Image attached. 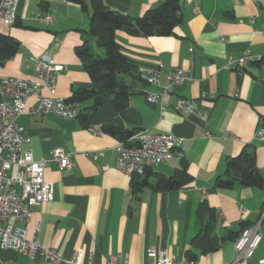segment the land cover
<instances>
[{
    "label": "crops",
    "instance_id": "crops-1",
    "mask_svg": "<svg viewBox=\"0 0 264 264\" xmlns=\"http://www.w3.org/2000/svg\"><path fill=\"white\" fill-rule=\"evenodd\" d=\"M104 2L134 18L161 4V0ZM87 3L84 11L65 0H19V25L7 26L0 20V33L21 43L19 53L0 66V80L19 78L37 83L44 96H52L37 69V61L48 56L63 67L55 97L69 99L76 88H94L76 54L86 41L102 52L89 35L93 10L90 0ZM181 3L182 23L171 36L118 32L117 42L138 72L151 68L161 72L159 86L127 78L133 93L126 110L116 112L110 101L100 96L102 105L96 111L89 109V116L66 120L51 113L33 114L37 98L32 97L18 120L30 139L23 149L31 151L36 160L48 162L45 179L54 185L53 199L32 208L29 236L38 238L42 246L62 258L80 253L84 263L108 264L110 256L120 255L123 264H147V250L156 248L191 264H233V241L206 255L192 248L201 230L197 209L207 199L219 214L217 236L260 226L261 244L252 258L239 264H264V189L235 186L219 190L215 186L227 160L239 156L248 145L255 147L257 166L264 177V141L257 139V134L264 132V5L260 0ZM46 17L50 21L46 22ZM245 53L261 57V61L241 69H226L230 59ZM176 70L191 80L171 83V73ZM145 90L166 92L165 107L160 102H148ZM181 98L194 100L197 111L178 113L174 105ZM92 105L93 100L82 104L87 109ZM110 124L181 140L184 158L175 157L155 166L147 177L154 185L157 175L172 177L187 164L193 183L171 192L145 187L134 193L132 179L117 169L119 140L105 131ZM95 125L101 126L104 135L89 131ZM55 149L71 156L72 169L61 171L52 161ZM0 264L50 263L40 256L29 259L15 251H3Z\"/></svg>",
    "mask_w": 264,
    "mask_h": 264
},
{
    "label": "built area",
    "instance_id": "built-area-1",
    "mask_svg": "<svg viewBox=\"0 0 264 264\" xmlns=\"http://www.w3.org/2000/svg\"><path fill=\"white\" fill-rule=\"evenodd\" d=\"M260 2L264 5V0ZM18 4L19 0H0V20L5 25L13 26L16 23ZM45 21H50V17H46ZM262 34L264 36V28ZM260 61L261 57L245 53L240 58L230 59L226 69H241L248 63ZM37 69L44 80V88L52 96H44L39 84L24 79L8 78L0 84L3 96L0 101V252L15 251L29 259L40 256L50 264H91L84 263L80 253L68 259L62 258L55 250L42 246L38 238L29 236L32 208L41 207L53 199L54 185L45 179L48 162L36 160L31 151L23 149L30 139L18 120L26 112L32 97L37 98L33 114L51 113L66 120H77L82 115L80 103L55 97L63 67L48 56H43L37 61ZM139 75L147 85L159 86V68L140 69ZM190 80L181 70L172 72L170 76L171 83L175 84ZM145 94L148 102H160L165 107L166 92L157 94L145 90ZM174 108L178 113L194 114L197 104L192 99L181 98L176 101ZM89 131L97 136L104 135L100 125L91 126ZM132 139L136 140V144L119 141L116 146L117 169L130 178L134 175L143 176L148 169L170 162L175 157L184 158L181 140L173 135L143 131L136 133ZM257 139L264 141L263 131L257 134ZM51 157L61 171L74 167L71 156L61 149L53 150ZM262 240L259 225L244 230L235 242L236 259L233 264L252 258ZM147 255V264H191L178 260L176 255L166 249L150 248ZM108 264H123L122 257L112 255Z\"/></svg>",
    "mask_w": 264,
    "mask_h": 264
},
{
    "label": "trees",
    "instance_id": "trees-1",
    "mask_svg": "<svg viewBox=\"0 0 264 264\" xmlns=\"http://www.w3.org/2000/svg\"><path fill=\"white\" fill-rule=\"evenodd\" d=\"M65 1L80 5L84 11L88 9V0ZM90 3L93 11L90 17L89 35L102 52L95 51L89 41L76 49V54L82 60L94 84L92 89H74L69 98L70 101L78 102L81 106L93 100L91 108L82 106V115L79 119L89 116V109L96 111L102 105L100 96L107 98L116 112L126 110L133 93L127 78L144 82L137 67L122 52L117 42L118 32L124 31L132 36L168 37L182 23L181 0H161L160 5L137 18L110 8L104 0H90ZM17 24L18 20L14 26ZM20 49V41L0 33V66L14 58ZM105 131L122 142H131L136 135L135 131L126 130L116 124L106 126ZM149 170L143 175L146 176L143 180H140L142 177L140 175L131 178L134 193H140L145 187H152L156 192H171L190 186L194 180L187 164L177 169L172 177L157 175V182L154 185L149 183L147 177ZM215 186L219 190H230L235 186L264 189V177L258 169L257 153L253 145L246 146L239 156L227 160L224 172L216 178ZM197 216L201 222V230L193 239L192 248L200 251L202 255L218 251L228 242H236L245 230L229 232L224 237L217 236L219 214L207 199H203L199 204ZM190 259L193 261L195 258Z\"/></svg>",
    "mask_w": 264,
    "mask_h": 264
}]
</instances>
